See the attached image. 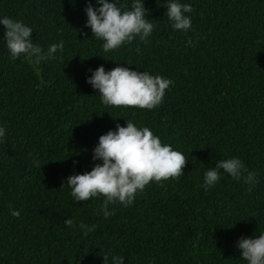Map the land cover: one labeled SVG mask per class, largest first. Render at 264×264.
Instances as JSON below:
<instances>
[{"label": "trees", "instance_id": "trees-1", "mask_svg": "<svg viewBox=\"0 0 264 264\" xmlns=\"http://www.w3.org/2000/svg\"><path fill=\"white\" fill-rule=\"evenodd\" d=\"M86 2L0 0V15L32 26L35 43L64 41L63 58L39 67L11 59L0 43V264H104L106 253L124 264H246L236 241L264 231V0H181L193 7L187 33L171 29L166 0H144L152 35L107 53L84 27ZM100 65L173 83L152 110L105 106L85 82ZM126 119L179 149L184 175L150 182L104 219L94 214L102 197L74 203L62 183L90 171L99 136ZM232 156L260 183L248 191L225 175L204 191V171ZM69 217L97 227L85 236L67 228Z\"/></svg>", "mask_w": 264, "mask_h": 264}, {"label": "clouds", "instance_id": "clouds-1", "mask_svg": "<svg viewBox=\"0 0 264 264\" xmlns=\"http://www.w3.org/2000/svg\"><path fill=\"white\" fill-rule=\"evenodd\" d=\"M164 7L173 31L187 33L192 28L190 14L193 7L190 3L166 0ZM84 12V27L91 30L92 37L102 42L101 49L105 53L129 44L134 39L147 42L155 28L148 17L144 0H132L130 8L122 4L121 0H95L94 3L87 0ZM0 26L3 27L0 43H3L11 59H22L33 67H39L42 63L63 58V40L44 47L34 42L32 26L5 15H0ZM185 44L186 47L195 46L191 39ZM87 72L90 75H86L85 82L98 90L100 102L105 106L152 110L162 103L165 91L173 83L161 75L150 74L147 70H134L128 66L118 65L106 70L100 65L95 69L89 68ZM5 133V126L0 125V142ZM186 160L179 149L162 142L148 126H138L126 119V126L117 123L114 130L110 129L99 136L92 149L94 163L91 170L69 175L62 185L69 188L74 203L102 197L94 214L107 219L114 215L109 205L129 207L150 182L159 183L184 175ZM31 166L41 167L39 159L33 157ZM225 175L247 185L248 191L260 183L258 171L250 170L242 159L232 156L215 160L214 166L204 171L200 187L208 191ZM8 208L11 216H20V211L11 204ZM63 223L70 230L79 229L85 236L97 227L96 224L88 225L76 217L64 219ZM235 248L239 251V258L246 264H264V231H259L258 236H241ZM103 261L104 264H124V257L106 253Z\"/></svg>", "mask_w": 264, "mask_h": 264}]
</instances>
